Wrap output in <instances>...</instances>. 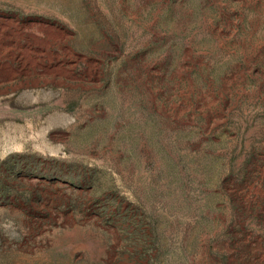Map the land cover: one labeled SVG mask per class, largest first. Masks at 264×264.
Returning a JSON list of instances; mask_svg holds the SVG:
<instances>
[{"label": "rangeland", "instance_id": "rangeland-1", "mask_svg": "<svg viewBox=\"0 0 264 264\" xmlns=\"http://www.w3.org/2000/svg\"><path fill=\"white\" fill-rule=\"evenodd\" d=\"M0 264H264V0H0Z\"/></svg>", "mask_w": 264, "mask_h": 264}]
</instances>
